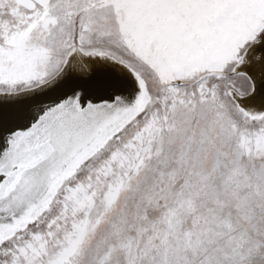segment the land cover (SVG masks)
Listing matches in <instances>:
<instances>
[{"label":"snow or ice","instance_id":"obj_1","mask_svg":"<svg viewBox=\"0 0 264 264\" xmlns=\"http://www.w3.org/2000/svg\"><path fill=\"white\" fill-rule=\"evenodd\" d=\"M0 264H264V0H0Z\"/></svg>","mask_w":264,"mask_h":264},{"label":"bare ground","instance_id":"obj_2","mask_svg":"<svg viewBox=\"0 0 264 264\" xmlns=\"http://www.w3.org/2000/svg\"><path fill=\"white\" fill-rule=\"evenodd\" d=\"M96 77L95 76H93V77H91L89 80H83V81H81V82H79L80 83V86H82V87H84V88H88L89 86H90V82H91V80H94Z\"/></svg>","mask_w":264,"mask_h":264}]
</instances>
